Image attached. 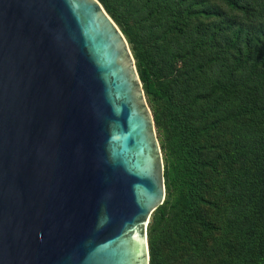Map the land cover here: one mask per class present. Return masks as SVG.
<instances>
[{
    "label": "water",
    "instance_id": "95a60500",
    "mask_svg": "<svg viewBox=\"0 0 264 264\" xmlns=\"http://www.w3.org/2000/svg\"><path fill=\"white\" fill-rule=\"evenodd\" d=\"M130 45L98 0H0V264H149L166 199Z\"/></svg>",
    "mask_w": 264,
    "mask_h": 264
},
{
    "label": "trees",
    "instance_id": "16d2710c",
    "mask_svg": "<svg viewBox=\"0 0 264 264\" xmlns=\"http://www.w3.org/2000/svg\"><path fill=\"white\" fill-rule=\"evenodd\" d=\"M153 111L149 264H264V0H98Z\"/></svg>",
    "mask_w": 264,
    "mask_h": 264
},
{
    "label": "rangeland",
    "instance_id": "374dc122",
    "mask_svg": "<svg viewBox=\"0 0 264 264\" xmlns=\"http://www.w3.org/2000/svg\"><path fill=\"white\" fill-rule=\"evenodd\" d=\"M130 49H131V47H130ZM133 54V53H132ZM145 96H146V101H147V104H148V106H149V108H150V110H151V112H152V114H153V111H152V108H151V104L149 103V101H148V97H147V95L145 94ZM154 117V116H153ZM156 133H157V137H158V140H159V134H158V132H157V129H156ZM159 143H160V140H159ZM161 146V145H160ZM161 151H162V149H161ZM162 156H163V152H162ZM163 161H164V159H163ZM164 167H165V165H164ZM149 245V244H148ZM150 254V253H149Z\"/></svg>",
    "mask_w": 264,
    "mask_h": 264
}]
</instances>
